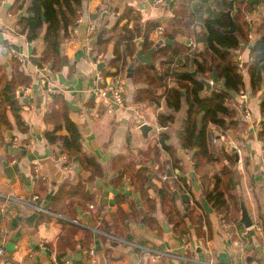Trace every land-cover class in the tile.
<instances>
[{"label":"crops","instance_id":"1","mask_svg":"<svg viewBox=\"0 0 264 264\" xmlns=\"http://www.w3.org/2000/svg\"><path fill=\"white\" fill-rule=\"evenodd\" d=\"M15 1L7 0L5 7L0 11V66L4 67L0 74L5 77L11 76L14 70L13 64L16 62L14 59L17 60L12 56L11 51L16 52L20 57L29 56L34 62L33 57H40L45 49L44 33L29 41L26 34L20 31L18 22L22 16L27 15L31 0H27L25 6L18 11L14 9ZM171 1L173 0L161 2L156 0H83L81 16L75 27L70 29V37L61 44V61L54 67L49 63L48 70L45 72L53 84L60 88L61 92L58 94L47 93L44 74L37 71L27 58L21 62L17 60L21 64V69L32 76V82L30 86L23 88V96L19 92L23 105L21 116L28 127V133H21L16 127L14 130L0 127V244L5 248L4 264H66V262L61 263L57 258V241L64 232L61 220L92 231L87 245L79 243L73 249L67 250V261L69 260L71 264H209V262L264 264V148L262 140L258 137L261 121L264 118L261 113L264 84L259 91L253 92L248 73L251 49L260 36L258 28L264 19V0L260 3L259 0H248L254 6L246 16L250 28V42L241 43L238 51L239 59L245 65L243 69L245 92L237 98L239 120L247 122V128L243 132H223L214 125L210 126L212 146L219 156L221 157L222 153L220 154L218 149L221 151L222 147L228 151H233L231 147H234L236 150L233 152L239 156V160L236 159L234 175L241 195L240 202L241 199L244 200L254 222L253 234H250V230L241 222V212L239 222L230 223L225 222L223 215L213 208L211 213L205 211L210 225L204 224L205 234L202 236L197 235L193 224L187 220L190 231L184 237L189 244V250L185 251L182 247L183 237L176 234L172 225L167 223L159 194L152 188L154 184H161L165 173L169 178H175L178 169L172 170L170 165L166 172L159 169L152 156L153 152L151 156L149 155L151 148L157 144V140L154 143L149 141L153 128L148 136L144 137L135 123L137 111L145 119L147 117L133 101L136 90L147 85L144 82H135L133 77L127 78L126 74L122 78L125 105L116 107L112 113L107 111L105 103L92 92L97 85L98 73L100 72L103 76V69L110 71L102 55L96 58L94 51L92 54L88 51V47H92L90 42L93 37L98 36L102 31L106 32L105 36L112 35L118 17L129 7L139 13L142 22L171 18L173 16L169 9ZM212 1L205 2L204 7H196L199 0L191 4L196 11L195 47L186 54L178 55L169 65H162V59L154 61L158 76L162 77L167 72L180 71L179 64L182 62L183 68L189 71L194 70L192 65L194 55L204 46L203 20L212 16L215 10L217 14H220L219 11H227L226 2L230 3L231 0H216L217 4L210 6ZM210 7L212 9L208 11ZM91 24L96 26V36L89 31ZM76 28L77 32L74 33L73 29ZM162 29L163 27L159 28L150 36L155 46L165 45ZM189 40L180 37L172 44L176 42L188 44ZM142 43L143 40L140 39L138 41L140 47ZM112 53L113 45L110 44L107 59L112 56ZM101 62H105L106 66L99 69L98 65ZM131 62L132 60L129 59V63ZM110 79L108 78L107 82ZM166 79L170 86L175 84L174 76H168ZM216 87L221 88L223 85L218 83ZM155 92L159 95L163 93L162 90ZM55 95L64 98L69 117L78 125L82 135L83 151L87 155L94 156L102 167L103 175L94 181L89 180L90 171L83 167L78 157L68 156L69 168L65 167V164L57 158L61 154V144L50 143L46 137V131L54 126L46 121L45 114L50 110ZM151 105L156 104H140L145 111L152 107ZM156 106L155 111L152 109L148 113L154 114L156 119L159 113L170 112L164 100ZM182 108L186 113V103H183ZM245 110L249 111L250 117L246 116ZM8 117L15 124V117L10 110H8ZM145 122L153 127L150 122L146 120ZM175 123L170 124L168 127L171 125L172 127L164 132L170 136L169 143L175 147L177 157L182 160L188 180L192 182L193 178L196 179L199 189L195 187L194 193L200 198L203 196L201 188L208 187L212 176L220 174L226 160L221 157L220 161L211 162L201 175L196 176L193 169V153L181 147L179 134H177L181 125L177 126ZM162 129L160 128L158 132ZM59 133L67 132L61 130ZM21 139L25 140L22 142ZM121 156L131 163H138V166L144 164L153 171L151 179L154 178V183L150 188V194L157 200L154 216L160 222L161 230L151 229L142 219L129 220L125 234H122L117 227V225L121 227V220L116 224L119 217L115 216L119 193H124L128 200L126 209L132 201L138 203V208H142L141 199L130 181H126L124 186L117 187L111 180L115 175L112 167L113 160ZM160 158L162 161H171V156L163 149H161ZM80 184L84 186L86 195L93 196L86 208L78 204L81 195L75 190ZM63 187L66 193L55 202V196ZM34 196H38V199L33 200ZM180 196L177 195V204L183 210L186 204L182 202ZM26 201L64 218L23 204ZM53 203H56V207ZM70 203H74L72 208L76 216L72 213ZM90 204H94L93 209L90 208ZM191 205H193V199ZM35 212L38 213V217L33 223H27L26 218ZM198 213L203 215L200 209L195 214ZM164 222L170 230H165ZM257 227H261V230ZM84 238V232L76 235V239L82 242ZM9 243H13L11 251H8ZM90 249H93V254L88 252ZM158 250L164 254L158 257L156 253Z\"/></svg>","mask_w":264,"mask_h":264},{"label":"trees","instance_id":"2","mask_svg":"<svg viewBox=\"0 0 264 264\" xmlns=\"http://www.w3.org/2000/svg\"><path fill=\"white\" fill-rule=\"evenodd\" d=\"M195 0H173L169 3V9L173 13L171 18L141 21L139 13L132 7L118 17L117 24L112 35L104 36L96 41L92 47L96 58L102 55V59L107 61L108 68L103 69L105 86L107 79L116 77L124 78L130 65L129 59L135 62L136 55L141 48L147 52L155 46L150 36L156 30H161L164 40L175 41L182 37L194 40V25L196 21V11L191 7ZM208 0H199L196 7L205 6ZM27 0H16L14 9L16 11L25 6ZM259 3L261 0L258 1ZM217 4L216 0L210 6ZM253 4L248 0H235L232 17L236 24V31L231 33L230 21L226 15L217 14L208 16L203 20L204 31L202 50L194 55L192 65L197 69V75L192 76L189 70L183 69V62L179 64L181 71L167 72L162 77L157 75V68L154 65L137 63L134 69L133 79L135 82H144L147 86L138 88L134 96L136 105L155 103L159 105L164 100L170 112L159 113L157 122L162 128H167L175 122V113L179 112L186 103V117L179 132L181 147L192 152L193 169L196 176L201 175L211 162L220 161L221 157L226 160L220 174L212 176L208 187H202L201 192L208 203L223 215L225 222H239L240 198L237 180L234 175L236 166V153L228 151L222 147L220 157L212 146L210 126L214 125L223 132H243L247 128V122L239 120V109L237 98L245 92V81L243 70L239 63L241 43L250 42V28L247 20V13L253 10ZM226 10L229 3L226 2ZM83 10V0H31L27 9V15L20 18L18 24L20 31L26 34L27 39L32 41L44 33L45 49L38 58L33 57V61L39 66L50 63L52 67L61 61L60 47L63 41L70 37V29L74 28ZM124 21H127L126 23ZM259 38L253 45L250 53V63L248 73L250 85L253 92L260 90L264 84V19L258 28ZM97 32L94 33V36ZM142 39L140 47L138 41ZM199 40V39H198ZM197 40V41H198ZM110 44L113 45V53L107 59V52ZM191 47L186 43L163 44L159 45L152 54V60L162 59V65L171 64L178 55L186 54L191 51ZM16 61L14 70L10 77L0 74V127L4 126L9 130L18 128L21 133L27 134L26 126L21 112L20 93L24 87L31 85L32 76L21 69V64ZM4 67L0 66V71ZM169 71V69H168ZM171 71V70H170ZM216 72L218 81L215 87L206 91V85L201 81L205 79L212 81ZM174 76L175 84L170 86L167 82L168 76ZM166 77V78H165ZM201 78V79H200ZM222 83L223 87L218 88L216 84ZM10 85L11 91L5 90ZM156 90H162V94H157ZM182 91L184 95H182ZM20 92V93H19ZM19 94V95H18ZM8 110L15 117V124L8 117ZM261 113L264 117V99L261 102ZM45 119L53 128L46 131V137L50 143L61 144L60 153L67 154L69 157L80 158L83 167L90 171V181L103 175V170L97 159L92 155H87L83 151L82 135L78 125L69 117L68 106L64 98L55 95L50 110L45 114ZM61 130H66V134H61ZM199 135V144L195 145L196 137ZM259 139L263 142L264 148V118L261 121V129L258 132ZM25 139H21L23 142ZM170 136L167 132H159L157 144L151 148L149 155L153 152L154 161L160 170L166 172L168 165L172 170L178 169L175 178H167L160 185H153L154 178L151 179L153 171L146 165L138 166V163H131L125 157H116L113 160V170L115 175L111 179L115 186H124L126 181H130L135 192L141 199L142 208H138V203L132 201L127 205L124 193H119L117 212L119 217L116 224L121 220L120 231L122 234L127 232L129 220H143L151 229L161 230L160 222L154 216L157 209V200L150 194V188L155 189L159 194L160 204L167 223L172 225L176 234L184 237L190 231L187 220L193 224L197 235L205 234L204 224L210 225L208 214L200 202V198L194 193V185L188 180L187 172L182 160L177 157L175 147L169 143ZM161 149L171 156V161H162L160 158ZM220 153V154H221ZM166 174V173H165ZM167 175V174H166ZM63 187L55 202L64 196ZM77 194L81 195L79 205L86 208L87 204L93 199L92 195H86L82 184L77 185ZM188 193L192 196L193 205L188 208L184 205L181 210L177 204V195ZM56 207V203H53ZM74 203H70V207ZM203 211L195 214L197 210ZM72 213L76 216L72 208ZM186 214V216H185ZM198 215V216H196ZM196 216V217H195ZM63 235L57 241V258L61 263L67 261V250L73 249L77 244L87 245L92 236V231L80 225L61 220ZM209 227V226H208ZM107 228L105 227V230ZM84 232L83 242L76 239V235Z\"/></svg>","mask_w":264,"mask_h":264},{"label":"built area","instance_id":"3","mask_svg":"<svg viewBox=\"0 0 264 264\" xmlns=\"http://www.w3.org/2000/svg\"><path fill=\"white\" fill-rule=\"evenodd\" d=\"M157 2H161L163 0H156ZM7 0H0V11L3 7H5ZM74 33L77 32V28L73 29ZM89 31L92 33V35H94V33L96 32V26L94 24H91L89 26ZM188 46H190L191 48L195 47V41L190 39L188 42ZM88 51L91 52V54L93 53V48L90 46L88 47ZM12 56H14L15 58H17V60L24 61V59L26 60V58L28 59L29 63L33 65V67L37 70L40 71L44 74V81H45V86H46V91L48 94L53 95V94H58L61 92L60 88H57L53 82L47 77V75L45 74V72L48 70V66L44 65V66H39L37 63L32 62L29 56H18L16 52L11 51ZM241 69H244V64L243 62L240 60L239 63ZM104 82V78L103 76L100 74V72L97 75V85L92 89V92L95 94L96 97L100 98L106 105L107 107V111L109 113H112L116 107H124L125 105V92H124V87H123V79L120 77H116L114 79H110L109 82H107L108 84H106L105 86H102L101 83ZM245 97V96H244ZM247 117H250V113L248 110L244 111ZM138 120L140 121V125L143 122H145V118L144 116L140 113V112H136ZM58 160L62 161L65 164V167L69 168V157L67 154H59L58 155ZM167 176L164 175L163 179H166ZM6 198H10V197H6ZM38 196H34L33 200H37ZM23 204H28L30 206H33L35 209L39 210V211H43L46 213H50L54 216H58L60 218H64L61 215H57L52 213L51 211L38 206L34 203H29L28 201L24 202ZM90 208L93 209L94 208V204H90ZM224 224L226 225V223L224 222ZM258 230H261V227H257ZM182 247L185 251L189 250V244L186 241V238L183 237L182 238ZM90 254H93V249H90L88 251ZM157 256H161L162 254H164L161 251H157ZM4 255H5V248L3 245L0 244V264H4ZM186 259H188L187 257H185ZM66 264H71L70 261H66ZM209 264H214V262H209Z\"/></svg>","mask_w":264,"mask_h":264},{"label":"water","instance_id":"4","mask_svg":"<svg viewBox=\"0 0 264 264\" xmlns=\"http://www.w3.org/2000/svg\"><path fill=\"white\" fill-rule=\"evenodd\" d=\"M211 9H212L211 7L208 8V11H211ZM233 9H234V0H231L230 3H229V9L227 11H219V13L221 15H226L229 18L230 28L227 31L231 32V33L236 31V24H235V21H234V19L232 17ZM105 33H106L105 31H102L98 36L93 37V39L91 40L90 44L93 45L96 41L102 39L105 36ZM187 42H189V41H187ZM164 43L165 44H172V43H174V41L164 40ZM158 46L159 45L154 46L153 48H151L147 52H144L142 49H139V51H138V53L136 55L137 62L144 63V64L155 65V62L152 60V54L156 51ZM137 62L135 61V62H131L130 63V65H129L128 69H127V78H132L133 77L134 68H135ZM105 66H106V63L105 62H101L98 65V68L102 69ZM188 73L191 74L192 76H196L197 75V69H194L193 71H188ZM201 81L206 85V91L211 90L212 87H213V84L217 83V81H218V77H217L216 72H214V77H213L212 81H208V80H205V79H201ZM5 90L10 92L11 91L10 85H7L5 87ZM21 95L23 96V93ZM182 95H184L183 91H182ZM25 101L27 102V99H25ZM152 128L153 127L151 125H149L146 122H143V120H142V123L140 125V131L142 132L144 137L148 136V134L152 130ZM198 144H199V135H197L196 141H195V145L198 146ZM231 148H232L233 151L236 150L234 147H231ZM236 159L239 160V156L238 155L236 156ZM169 175L171 176L170 170H169ZM192 183L194 185V188L196 187V189H199L195 178H193ZM180 198H181L182 202L186 204V208H188V206H189V204L191 203V200H192L191 196L188 193H185V194H182L180 196ZM200 202H201L203 208L205 209V211L207 213L213 212V208L210 206V204L208 203L207 199L204 196L200 197ZM240 206H241V222L244 224V226L247 229L250 230V234H253L254 230L252 228H253L254 222H253V219L250 216L249 210H248V208H247V206H246V204H245L243 199H241ZM37 217H38V213L35 212V213L31 214L30 216H28L26 218V221H27V223H30V222L33 223L34 220ZM163 225H164L166 231L170 230V227L167 225L166 222H164ZM46 228L48 229L47 226H46ZM12 246H13V243H9L8 244V251H11V249L13 248ZM70 257H71V255H70Z\"/></svg>","mask_w":264,"mask_h":264},{"label":"rangeland","instance_id":"5","mask_svg":"<svg viewBox=\"0 0 264 264\" xmlns=\"http://www.w3.org/2000/svg\"><path fill=\"white\" fill-rule=\"evenodd\" d=\"M217 15V11L215 10L213 13H212V16H216ZM184 69V68H183ZM182 70V69H181ZM180 70V71H181ZM187 70V69H186ZM175 79V78H174ZM176 80V79H175ZM123 87H124V85H123ZM152 107H149V109H146V111L144 110V108H142L140 105H138V107L141 109H139L141 112H143L144 113V115H146L147 117H146V121H148V122H150L152 125H153V130H152V133H151V138L149 139V141L150 142H156V140H157V137H158V134H159V129L160 128H162L159 124H158V122H157V119H156V117L154 116V114H148V113H150L151 112V110L153 109H155V108H157V106L156 105H151ZM182 110V111H181ZM179 112H176L175 113V116L177 115V117H176V123H175V125H177V126H179V125H183V122H184V119H185V112H184V109L182 108ZM155 111V110H154ZM155 113V112H154ZM135 115V114H134ZM135 118H136V124L138 125V127L140 128V121L138 120V118H137V116H135ZM170 127H172V125L170 126ZM170 127H168V128H166L165 130H164V128L160 131V132H162V131H167ZM176 127V126H175ZM181 129V128H180ZM180 129H179V131H178V133L177 134H179V132H180ZM152 143V144H153ZM165 175V174H164ZM164 175H163V177H164ZM163 177H162V181H166L167 179H163Z\"/></svg>","mask_w":264,"mask_h":264},{"label":"flooded vegetation","instance_id":"6","mask_svg":"<svg viewBox=\"0 0 264 264\" xmlns=\"http://www.w3.org/2000/svg\"><path fill=\"white\" fill-rule=\"evenodd\" d=\"M165 175H166V174H165ZM166 176H167V175H166ZM167 178H168V176H167ZM167 178H166V179H167Z\"/></svg>","mask_w":264,"mask_h":264}]
</instances>
